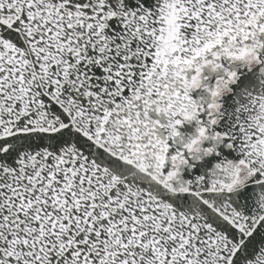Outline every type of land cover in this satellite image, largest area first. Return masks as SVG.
<instances>
[{"label": "snow or ice", "instance_id": "snow-or-ice-1", "mask_svg": "<svg viewBox=\"0 0 264 264\" xmlns=\"http://www.w3.org/2000/svg\"><path fill=\"white\" fill-rule=\"evenodd\" d=\"M0 264H264V0H0Z\"/></svg>", "mask_w": 264, "mask_h": 264}]
</instances>
